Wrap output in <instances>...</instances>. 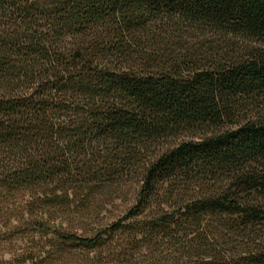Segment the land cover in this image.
<instances>
[{
  "label": "trees",
  "instance_id": "obj_1",
  "mask_svg": "<svg viewBox=\"0 0 264 264\" xmlns=\"http://www.w3.org/2000/svg\"><path fill=\"white\" fill-rule=\"evenodd\" d=\"M0 264H264V0H0Z\"/></svg>",
  "mask_w": 264,
  "mask_h": 264
},
{
  "label": "rangeland",
  "instance_id": "obj_2",
  "mask_svg": "<svg viewBox=\"0 0 264 264\" xmlns=\"http://www.w3.org/2000/svg\"><path fill=\"white\" fill-rule=\"evenodd\" d=\"M120 210L121 208H117L114 211L110 206H108L100 212V218L104 221V223H110L114 218L115 212H119ZM92 229L93 228L91 225H89V223H83L77 227L76 232L81 235L85 232H90Z\"/></svg>",
  "mask_w": 264,
  "mask_h": 264
}]
</instances>
